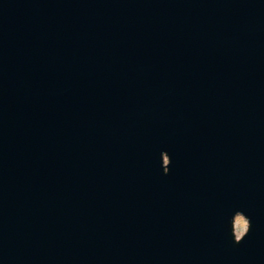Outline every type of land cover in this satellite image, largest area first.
<instances>
[{
  "label": "water",
  "instance_id": "95a60500",
  "mask_svg": "<svg viewBox=\"0 0 264 264\" xmlns=\"http://www.w3.org/2000/svg\"><path fill=\"white\" fill-rule=\"evenodd\" d=\"M0 264H264V0H0Z\"/></svg>",
  "mask_w": 264,
  "mask_h": 264
},
{
  "label": "rangeland",
  "instance_id": "374dc122",
  "mask_svg": "<svg viewBox=\"0 0 264 264\" xmlns=\"http://www.w3.org/2000/svg\"><path fill=\"white\" fill-rule=\"evenodd\" d=\"M234 224H235V232L237 236H241L247 230V226H248L247 219L241 214L236 216Z\"/></svg>",
  "mask_w": 264,
  "mask_h": 264
},
{
  "label": "bare ground",
  "instance_id": "6f19581e",
  "mask_svg": "<svg viewBox=\"0 0 264 264\" xmlns=\"http://www.w3.org/2000/svg\"><path fill=\"white\" fill-rule=\"evenodd\" d=\"M240 221V220H239Z\"/></svg>",
  "mask_w": 264,
  "mask_h": 264
}]
</instances>
